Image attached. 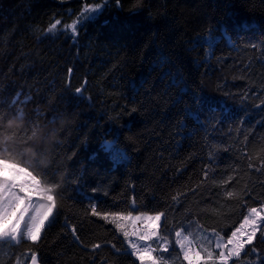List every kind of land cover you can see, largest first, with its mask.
Masks as SVG:
<instances>
[{
  "label": "trees",
  "instance_id": "trees-1",
  "mask_svg": "<svg viewBox=\"0 0 264 264\" xmlns=\"http://www.w3.org/2000/svg\"><path fill=\"white\" fill-rule=\"evenodd\" d=\"M84 3L0 0V145L16 134L11 153L0 155L63 192L40 243L0 242V264H15L29 246L40 264H133L108 243L127 247L90 215L93 203L127 213L135 200L133 215L165 212L162 231L173 242L181 227L226 237L249 207L264 204V170H256L264 159V0H110L75 39L44 35L54 19L75 20ZM21 108L23 119L9 124ZM233 190L246 192L243 201L226 197ZM255 246L264 254L259 235ZM162 254L186 264L178 247ZM248 259L256 255L236 264Z\"/></svg>",
  "mask_w": 264,
  "mask_h": 264
},
{
  "label": "snow or ice",
  "instance_id": "snow-or-ice-1",
  "mask_svg": "<svg viewBox=\"0 0 264 264\" xmlns=\"http://www.w3.org/2000/svg\"><path fill=\"white\" fill-rule=\"evenodd\" d=\"M110 0H101L100 3H88L85 0L75 20L64 24L60 19H54L47 28L44 35H57L61 31L71 32L73 39L78 35V28L97 15L102 14ZM117 7L121 0H115ZM142 0H136L139 6ZM61 25L63 27L61 28ZM253 47H255L253 45ZM73 69L69 68L71 75ZM86 83V82H85ZM66 87H70V80L66 82ZM84 85L75 88L76 98H82ZM244 98H247L246 96ZM19 96L14 98L12 104L15 105ZM30 99L26 98L23 103ZM264 104V101H261ZM259 107V105H257ZM5 114L0 110V123L3 122ZM23 109H18L12 124L16 119H23ZM16 134L5 135L4 143L0 145V152L11 153L8 141ZM36 133L33 131V136ZM247 140V137H245ZM21 156L23 153L20 154ZM209 159H212L210 154ZM249 156V169L255 167ZM260 168L264 170V159L260 161ZM209 173L204 172V178L208 179ZM233 177L222 181V185L229 184ZM96 189H93L95 192ZM245 191H226L228 199H238L243 201ZM63 192L59 183L50 182L46 177L37 173L30 166L24 164L22 160L16 159L12 155H0V242H8L14 246H20L27 242L29 245H37L42 239V234L48 222L57 214L61 207ZM173 200H177L174 196ZM136 210V202H132V210L127 211H102L98 203L90 205V215L98 217L106 224H111L115 232L123 237V244L127 247H117L115 243L109 241L117 254L131 256L139 264H168L167 258L162 253H169L178 247L182 256V261L186 264H236L242 258L256 255V261L245 260V264H264V254L260 253L255 246L259 235L261 243H264V204L259 208L249 207L247 214L239 226L234 227L230 235L226 237L221 231L212 229L209 233L202 230V226L197 227L195 233L187 231L181 227L175 231L174 242L170 239L167 231H162V221L165 212H155L148 214L140 212L133 215ZM72 234L76 236L75 227ZM92 249H99L101 244L91 245ZM135 261L133 264H135ZM15 264H40L39 255L31 246L27 247L21 255L16 257Z\"/></svg>",
  "mask_w": 264,
  "mask_h": 264
}]
</instances>
